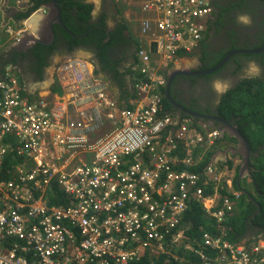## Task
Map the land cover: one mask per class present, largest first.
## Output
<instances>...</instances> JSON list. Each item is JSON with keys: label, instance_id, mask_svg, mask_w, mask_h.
<instances>
[{"label": "built area", "instance_id": "2783aa9c", "mask_svg": "<svg viewBox=\"0 0 264 264\" xmlns=\"http://www.w3.org/2000/svg\"><path fill=\"white\" fill-rule=\"evenodd\" d=\"M141 5L150 13L142 33L158 58L139 50L140 102L121 111L110 132L107 86L82 59L59 66L73 88L70 114L26 98L14 65L0 69V264H264L263 242L248 249L225 239L231 200H206L200 177L176 169L192 164L175 154L179 141L195 147L205 138L175 130L181 123L163 106L159 69L203 41L211 0ZM99 132L105 134L89 138ZM208 137L212 144L218 132ZM56 199L62 204L51 203ZM199 202L215 221L200 240L183 223Z\"/></svg>", "mask_w": 264, "mask_h": 264}, {"label": "trees", "instance_id": "16d2710c", "mask_svg": "<svg viewBox=\"0 0 264 264\" xmlns=\"http://www.w3.org/2000/svg\"><path fill=\"white\" fill-rule=\"evenodd\" d=\"M56 1L61 6L63 25H53L55 33L54 43L50 46L36 44L21 52L12 48L6 56H4L5 53H0V67L13 64L21 71L19 79L21 82L26 78L40 82L44 79L46 69L51 66L53 56L56 54L59 56L70 55L77 50L84 49L94 52L102 72L112 75L121 88L126 87V78L124 74L119 73V69L125 58L126 61L130 58L136 59L138 48L134 44L137 41L128 33V26L124 19L120 20L115 14L112 15L115 24L109 30L107 14L103 12L100 16L94 18L92 16L94 6L89 4L87 0ZM50 2L51 0H30L25 10L14 14L13 22L27 20L40 8L49 5ZM255 2L264 7V0H233L231 4L223 7L220 15L223 13H234L235 11L247 13L251 5H254L252 3ZM214 7L217 8V5H214ZM222 22L223 17L218 20L216 26L222 25ZM210 29L211 26L209 27ZM108 36L110 37L109 41H107ZM228 36L232 40L229 46L226 45L227 48L225 49L222 47L221 53L212 57L207 53L206 48L208 45H203L204 42L201 44L203 50L202 63L204 64L201 71L215 69L234 50L264 47L263 32L256 36L257 42L255 43L250 40L245 43L244 41L233 39L236 36L234 32H230ZM178 54L181 57L190 55L186 51ZM251 62L260 63V75L240 79L237 84L223 94L217 107V115L236 126L248 140L251 148V168L255 169L253 179L259 194L257 199H253L248 195H241L240 199L236 201V205L241 212L238 217L229 219L228 230L225 234V239L231 243L246 246L252 245L258 239L264 240V53L237 55L231 58L222 69L212 75L205 76L206 78H211L214 75H220L225 69H230L229 66L232 64L237 65V69L234 72V74H237L243 68L247 69ZM162 75L165 77L164 74ZM192 80L195 81L194 78ZM161 93H165L164 88ZM163 105L166 111H172L173 107L165 97L163 98ZM185 117L189 116L186 115ZM195 123L199 127H201L200 123L208 124L206 121L200 122L199 119H195ZM219 126L220 124L216 123L213 129L219 128ZM224 138L235 147L239 144V139L228 134H225ZM210 155L211 152L207 155L208 157L204 164L210 161ZM231 165L229 163V166ZM192 171L201 173L200 168ZM3 175L8 177L7 172L3 173ZM239 177L238 173L235 178V188H238ZM56 191L58 193V190ZM51 203L59 205L62 204V201L56 199ZM183 221L184 229L195 239H199L203 235V231H214V222L210 218H206L198 205H194L188 210L184 215ZM212 257L215 258V254Z\"/></svg>", "mask_w": 264, "mask_h": 264}, {"label": "crops", "instance_id": "0c3cea01", "mask_svg": "<svg viewBox=\"0 0 264 264\" xmlns=\"http://www.w3.org/2000/svg\"><path fill=\"white\" fill-rule=\"evenodd\" d=\"M87 2L92 3L94 6L92 12V16L94 18L100 16L103 12L106 13L105 9H103V4L105 2L112 3L113 11H115V12L112 11L113 14H115L120 20L124 19V21L128 26L129 35L132 36L137 41V43H134L136 44V47L139 49L143 45L147 50L151 51L152 54L155 55L154 47L150 43H141L142 41H145L147 39L141 35L140 30L135 25V23L139 24L144 19L150 17V13H146L140 10V7L142 6L141 5L142 0H122L120 2L118 1L116 2L114 0H87ZM29 3L30 0H0V53H5L4 56H6L8 51L13 48L12 46L13 44H10L13 38V30L17 31L23 29L20 31L24 32V39H27L28 37H36V36L43 37L42 26H43V22H45V20L47 19V17L44 15V10L39 9L25 21L16 22V23L13 22L14 14L25 10V7ZM95 3L100 6L96 14L94 13L95 5H96ZM237 15L239 16L238 17L239 23H243L247 21V17H245L242 14V12L237 13ZM213 23L214 25L213 27H211V30L209 31L205 41L209 45L211 43H215V41L219 39L217 35L221 33V27L224 25V21H223L222 25L216 26L217 20H215V18L213 19ZM107 24L111 29L114 27L115 23L112 17L110 20L109 19L107 20ZM18 32H15V34H17ZM22 44L24 43H21V45ZM88 52L89 51L87 50L80 49L70 55L59 56L58 54H56L55 56L52 57L51 66H49L46 69L44 79L42 81L35 82L33 79L26 78L24 81H22V87L25 89L26 88L29 89L28 97L45 101L47 106L56 113H60L63 112V110H66L65 112L70 114L73 111L71 105L73 101L71 99L73 88L71 87V85H68V83L65 81L64 79L65 76L60 71L59 64L63 60L69 58L82 59L88 64L92 76L99 79L107 86L109 100L107 101L108 111L105 112V119H107L108 122L105 127L108 128L109 126L111 127L112 125H116L117 123L120 122V118L118 117L119 111L124 109H134L139 104L140 98L136 86L140 82V74L138 71L140 64L137 58L136 59L130 58L127 61L125 58V60L121 64L119 73L124 74V77L126 78V87L121 88L116 83L112 75L107 74L106 72H102L99 61L96 59V57H93V55L89 54ZM188 54L190 55L184 57H180L178 54L176 61L171 63V65H169L168 67H163L159 69V73L161 75L164 74L165 77H168L175 70L190 73V71L194 70L193 69L194 66H191L190 58H192L193 55L196 53L195 51H193L192 53H188ZM153 57L157 58L156 56ZM257 67L259 68V66ZM17 73L18 76L21 77V71L20 69H18V67H17ZM176 79L174 81V85L172 86V91L174 92V96L172 91L171 93L174 100L178 104L183 105L185 101L182 99L179 89L176 88ZM226 79H227L226 75H221L219 79L217 78L214 79V83L215 82L225 83ZM172 107L173 109L172 111H170V113L173 115L174 118L180 119V117L183 116V113L179 109L175 108L173 105ZM191 111L199 114H204L202 113V111H198L194 109H192ZM195 119H193V121H195Z\"/></svg>", "mask_w": 264, "mask_h": 264}, {"label": "clouds", "instance_id": "9594fccd", "mask_svg": "<svg viewBox=\"0 0 264 264\" xmlns=\"http://www.w3.org/2000/svg\"><path fill=\"white\" fill-rule=\"evenodd\" d=\"M114 1H116V0H114ZM230 1L232 2L233 0H230ZM118 2H120V1H118ZM88 3L89 4H92L90 2H88ZM211 3H212V14L210 16L211 18L209 19L208 24H207V29H206V32H205V37H204L203 41L200 42L199 45H201L203 42L206 41L207 35H208L209 31L211 30V29L209 30V27L210 26L213 27V25H214V23H213V19H214L213 18L214 17L213 16V13H214V8L215 7H214V4H213L212 0H211ZM229 4H231V3H225V5H229ZM40 9L44 10V15L47 17V15L49 13V7H48V5L45 6V7L40 8ZM244 13L242 12L243 15H244ZM232 14L233 13H225L223 15L222 14L221 15L219 14L218 19H217V22H218V20L221 17H223V21H224L226 19V17H227L226 15H228L230 17V16H232ZM244 16L247 17L246 15H244ZM48 19H50V18H48ZM246 22L247 23H244L243 22V23H239V24L247 25L249 23V18L248 17H247V21ZM137 28L140 30L141 35L143 37H145L143 35V33H142V22H140L138 24V27ZM20 30H23V29H20ZM20 30H17V31L13 30V38H12L11 43H10V44H13L12 45L13 48H15L17 50H19L18 49L19 47H17V46L18 45H21V43H23L25 41V39H24V32L23 31H20ZM109 30H111V28H109ZM14 31L15 32H18L19 31V32L17 34H15ZM33 38L39 39V38H43V37L36 36V37H33ZM146 39L147 40L142 41L141 43H148L149 39L148 38H146ZM235 40H237V39H235ZM255 42H257L256 39L253 41V43H255ZM226 43H227V45H229L231 43V40H229V43L228 42H226ZM25 45H32V44L31 43H29V44L26 43ZM152 46L154 47V50H155V53H156V46H155V44H153ZM224 46H225L224 48H226V45H224ZM141 48L147 50L143 45L138 49V51L136 53V58H137L138 62H139L138 52H139V50ZM196 48L193 51H195ZM26 50L27 49H25L24 51H26ZM182 51H184V50H182ZM182 51H180V52H182ZM193 51L187 52V53H192ZM151 56H152L153 61H155L158 58L157 55H151ZM153 56H156L157 58H154ZM64 61L65 60H63L62 62H64ZM251 63H254L257 66H259V64L257 62L256 63L255 62H251ZM251 63H249V65ZM11 65H13V64H11ZM232 65H235V64H232ZM4 66H2V67H4ZM16 71H17V67H16ZM204 71L205 70H203V71L200 70L199 72H204ZM246 71H247V69H244L243 72H242V75H245ZM237 74H239V72ZM15 75L18 78L19 84L22 86V82L19 80L20 77L18 76V73H16ZM210 75H212V74H210ZM259 75H256V76H259ZM201 76H207V75H201ZM236 76H233V77L235 78ZM256 76H252V77H256ZM140 78H142V76ZM243 78H251V77L244 76L241 79H243ZM165 79H166V86H167L168 77H165ZM227 82L225 81V83H227ZM220 83H221V85L223 87V89L221 90L222 96H223V94H225L227 92V90H229L232 86L230 87L227 84H225L224 82H220ZM173 85H174V83H173ZM166 86L164 87L165 90H166ZM218 89L220 90V88H218ZM27 90H28V93L27 92H24L23 95L26 98H29L30 101L37 100V99H33V98L28 97L29 89L27 88ZM161 95H163V98L165 97V93L164 94L161 93ZM136 107L134 109H124V110H135ZM185 108H187V107H185ZM187 109L191 111V109H189V108H187ZM124 110H121V111H124ZM121 111H119V113ZM166 112H167V114H169L170 116L173 117V115L169 111H166L165 110V113ZM181 112L183 113V116H181L180 119H177V118H174L173 117L174 120H175V122L181 123V124H175L176 125L175 126V130L181 131V129H184V128H186V130L192 129L196 133L202 134L204 136V138H205V142H203V143L199 142V143H197L195 145V147H192V146H186L184 142L179 141V147H178V150L175 152V154L178 156V159L180 161H184L186 159H191L192 164L191 165H184V164H182L180 167H177L176 169L188 170L190 172H193L192 170L199 169L200 168L201 173H195V172H193V173H195L196 175H198V177H200V180L198 181L199 182V186L202 188L206 200L213 199L216 196V194H218L220 197L221 196L223 198L226 197V198H228V199L231 200L234 209H233V211L231 213L227 214L226 221L223 224V227L228 230L227 224H228L229 219L232 218V217H236V216L238 217L239 214H240V212H241L240 208H238L237 205H236V201H238L240 199L241 195H248L249 197H251L253 199L254 198L257 199V196L259 194V192L256 190L257 187H256L255 181L253 179V173H254L255 169L251 168V154H250V171L249 170H245V172H247V174H248L247 177H249L252 180L253 193H251L250 191L242 188V186L240 185L242 179H245L244 178V174L241 176V169L244 166L245 157H244V155H242L241 153L238 152L239 151V145L241 144L240 141H239V144L236 145V147H235L232 144H230L228 141L225 140V138H224L225 134H228V135H230V134L228 132H224V129L222 128V126H219V128L213 129V128H215V124L218 123V122H215V124H210L211 121L209 120V125L208 124H204V123H200L201 127H199V126H197V123H195V121H193V119H195V117H192V116L188 115L191 118H189V117L186 118L185 116L187 114H185L183 111H181ZM119 113H118V117H119ZM203 115L211 116V115H209V113L208 114H203ZM212 117H218V118H220L218 115L217 116H212ZM196 119H198V118H196ZM199 120H200V122L207 121L205 119L204 120L203 119H199ZM218 124H220V123H218ZM220 125H222V124H220ZM115 126H119V123H117L116 125H112L111 127L109 126L107 128V131L108 132L112 131L115 128ZM214 132H218V137L214 140V142L212 144H210V139H209L208 136H209L210 133H214ZM168 133H169V131L167 132V134ZM104 134H102V135H104ZM99 137H97L96 139H98ZM231 137H233V136H231ZM219 149H222V151H220ZM209 152H211L210 161L207 164H204L206 158L208 157L207 155L209 154ZM219 154L220 155L222 154V158H225V162L223 163V165L222 164H219L218 162H216V157H218ZM235 159H239L241 161V163L238 164V167L236 166V168H233L234 167L233 160H235ZM21 162H22V160H14V163L15 164H19ZM229 163H231L232 165L229 166ZM233 169L236 172L234 174H232V178H228L229 177L228 172L229 171H231V172L234 171ZM210 170H212V173H210ZM238 173L240 175V177H239V185H238V188H235V178H236V176H237ZM196 205L200 206V208L204 212V215L206 216V218H210L213 222H215L213 220L214 218L213 217H210V215L206 212L205 207H204V205L202 203L199 202ZM187 234L190 236V234L188 233V231H187ZM259 242H263L264 243V240L263 239H258L257 241H255L250 246H246V245H241V246H244V247L246 246L248 249H250L254 245L258 244ZM234 245H239V244H234Z\"/></svg>", "mask_w": 264, "mask_h": 264}, {"label": "flooded vegetation", "instance_id": "af4514ba", "mask_svg": "<svg viewBox=\"0 0 264 264\" xmlns=\"http://www.w3.org/2000/svg\"><path fill=\"white\" fill-rule=\"evenodd\" d=\"M212 2L213 4L217 5V8H214V13H213L214 16L213 18H215V20L218 19L220 12L225 6V3H231L230 0H212ZM252 4L254 5H251V7L248 9V12L244 13V15H246L249 18V23L247 25L239 24V20H238L239 16L237 15V13L239 12H234L232 16L230 17L227 16L226 19L224 20L226 24L223 27H221V33L217 35L219 39H217L215 43H211L210 45L207 44L206 42L203 43V45H208L206 50L208 55H210V57L221 53L222 47H224L221 43L227 45L226 42L229 43V40H231L228 36L230 32H234L236 34V36L233 39H237L242 42L244 41L245 43L248 40L254 41L259 33L261 32L264 33V7H262L258 3H252ZM112 5L113 4L109 2H105L103 4V9H105L109 20L111 19L112 15H114L113 12H115L113 11ZM49 23H50V19L47 18L45 22H43V26H42L43 39L45 41H50V35L48 30ZM25 44L26 43H24L21 47H19V50L24 51ZM88 53L92 54L93 57H95L94 52L89 51ZM195 53H196L195 56H193L192 58H197V62L196 65L193 67L194 69L193 71L199 72L204 65L202 63V57H203L202 45H199L196 48ZM258 64L260 65V63ZM229 67L230 69H225L220 75H214L211 78H206L205 76H181V75L178 76L176 79V88L179 89L180 95L182 99L185 101L183 105L190 109L193 108L195 110L202 111V113L204 114L209 113V115L211 116H217V107L221 101L222 92L216 87L214 83V79L215 78L219 79L221 75L227 76L226 81H228V79L234 78L233 76L236 75L237 76L235 77V79L238 76L242 78V72L244 70L243 68L241 72H239V74H234V72L237 69V66L230 65ZM192 78H194L195 81H193ZM210 121H211L210 124H215V121L213 120ZM206 122L209 124V120H207ZM220 126H222L223 129H226L225 125H220ZM239 150L241 151L242 155L246 154L245 147L242 143L239 145Z\"/></svg>", "mask_w": 264, "mask_h": 264}, {"label": "water", "instance_id": "95a60500", "mask_svg": "<svg viewBox=\"0 0 264 264\" xmlns=\"http://www.w3.org/2000/svg\"><path fill=\"white\" fill-rule=\"evenodd\" d=\"M49 7V13L47 15V18H50V23H49V35H50V41H45L43 38H39V39H35L33 37H28L27 39H25V41L23 43H33L32 45H25V49H29V47H33L36 44H43V45H52L55 41V33L53 30V25L54 24H59V25H63L62 22V10H61V6L59 5V3L56 0H51L50 4L48 5ZM109 32V31H108ZM109 36H108V40L109 41ZM23 45V44H22ZM22 45H18L17 47H21ZM19 49V48H18ZM20 52L23 50H19ZM264 53V47L259 48V49H240V50H234L231 53H229L224 60L215 68L212 70H207L204 72H194V71H190V73L184 72V71H174L172 72L169 76H168V82H167V86H166V91H165V98L177 109H179L180 111H183L185 114L190 115L192 117L198 118V119H205V120H213L215 122H218L222 125H225L224 132H228L231 136L239 139L240 143H242L245 147V151L246 154L244 155L245 157V163L244 166L241 169V176L244 174L245 170H249L250 171V145L247 141V139L245 138V136L239 131V129L237 127L232 126L231 123H229L228 121L222 119V118H218V117H212V116H206L203 114H199V113H195L193 111L188 110L187 108H185L184 106L178 104L171 93L172 90V86L173 83L175 81V79L178 76H201V75H210L215 73L216 71H218L219 69H221L224 65H226V63L233 57L237 56V55H241V54H246V55H256V54H262ZM239 153H241V151H238ZM251 173V172H250Z\"/></svg>", "mask_w": 264, "mask_h": 264}, {"label": "rangeland", "instance_id": "374dc122", "mask_svg": "<svg viewBox=\"0 0 264 264\" xmlns=\"http://www.w3.org/2000/svg\"><path fill=\"white\" fill-rule=\"evenodd\" d=\"M99 7L100 6L98 4L95 5V11H94L95 14L98 12V8ZM226 16H228V15H226ZM244 23H247V22H244ZM135 25L138 27V23H135ZM221 44L223 46L225 45L224 43H221ZM190 59H191L190 60L191 66H195L196 65V62H197V58H190ZM259 74H260V67L258 68L256 64L251 63L249 65V67L247 68V71H246L245 75H242V77H244V76L252 77V76L259 75ZM240 78L241 77L238 76L236 79L235 78L228 79V82L226 81L227 83H225V84H227L230 87L231 86L233 87V85L237 84V82L240 80ZM215 85H216L217 88H220V91L223 89V87H222V85H221L220 82H216ZM101 135H102L101 132L95 133V134H90L89 135V138L93 140V139H96L97 137H99ZM219 150L222 151V149H219ZM216 162H218L219 164H222L223 165V163L225 162V158H222V154L221 155L219 154V156L216 157ZM233 163H234V167L233 168H236V166L238 167V164H240L241 161L239 159H235V160H233ZM235 172H236L235 170L232 171V172L229 171L228 172V174H229V177L228 178H232V174H234ZM247 175H248L247 172H245L244 173V178L245 179H242L240 185L242 186V188H244V189L250 191L251 193H253L252 180L249 177H247Z\"/></svg>", "mask_w": 264, "mask_h": 264}, {"label": "bare ground", "instance_id": "6f19581e", "mask_svg": "<svg viewBox=\"0 0 264 264\" xmlns=\"http://www.w3.org/2000/svg\"><path fill=\"white\" fill-rule=\"evenodd\" d=\"M188 54V53H187ZM181 57V56H180ZM176 61V60H175ZM171 65V64H170ZM173 66V65H172ZM5 173V172H4ZM8 173V172H7ZM9 176H13V174L12 173H8V177Z\"/></svg>", "mask_w": 264, "mask_h": 264}]
</instances>
